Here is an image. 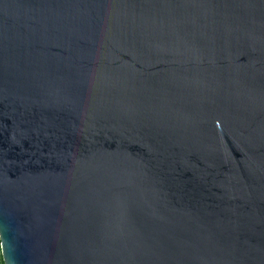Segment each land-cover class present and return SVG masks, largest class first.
I'll use <instances>...</instances> for the list:
<instances>
[{
  "label": "water",
  "instance_id": "95a60500",
  "mask_svg": "<svg viewBox=\"0 0 264 264\" xmlns=\"http://www.w3.org/2000/svg\"><path fill=\"white\" fill-rule=\"evenodd\" d=\"M5 264H264V0H0Z\"/></svg>",
  "mask_w": 264,
  "mask_h": 264
},
{
  "label": "trees",
  "instance_id": "16d2710c",
  "mask_svg": "<svg viewBox=\"0 0 264 264\" xmlns=\"http://www.w3.org/2000/svg\"><path fill=\"white\" fill-rule=\"evenodd\" d=\"M0 264H5L3 260L2 252H1V242H0Z\"/></svg>",
  "mask_w": 264,
  "mask_h": 264
}]
</instances>
